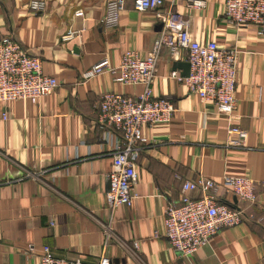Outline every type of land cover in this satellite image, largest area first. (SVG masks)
<instances>
[{
  "label": "crops",
  "instance_id": "0c3cea01",
  "mask_svg": "<svg viewBox=\"0 0 264 264\" xmlns=\"http://www.w3.org/2000/svg\"><path fill=\"white\" fill-rule=\"evenodd\" d=\"M31 1L0 0V38L13 37L39 58L59 87L37 104L0 102V264H41L46 246L57 259L85 264L104 254L111 264H264V37L257 28L230 26L225 0H207L200 10L177 1L192 41L238 51L237 110L229 122L190 93L171 77L188 75L187 52L162 50L152 88L176 112L169 124L143 126L137 199L112 210L106 192L113 157L103 146L97 106L105 93L135 97L143 88L120 85L109 72L89 80L84 74L105 58L118 66L127 50L148 56L162 25L154 12L138 11L136 0H125L111 30L101 24L110 0H45L41 14L30 12ZM165 2L168 7L171 0ZM69 31L77 35L64 41ZM233 127L247 134L241 145ZM199 176L220 183L226 176L250 177L257 201L235 204L221 188V201L244 210L247 220L182 258L165 237L164 213L181 201L183 183Z\"/></svg>",
  "mask_w": 264,
  "mask_h": 264
},
{
  "label": "built area",
  "instance_id": "2783aa9c",
  "mask_svg": "<svg viewBox=\"0 0 264 264\" xmlns=\"http://www.w3.org/2000/svg\"><path fill=\"white\" fill-rule=\"evenodd\" d=\"M177 1L171 0L167 7L165 0H136L138 11L154 12L162 25L154 50L146 57L137 51L127 50L118 66H112L105 58L84 74V79L89 80L109 72L114 82L120 85L143 88L135 97L105 93L97 106L98 124L104 131L103 146L113 157L106 192V203L112 210L122 206L131 207L137 199L134 186L140 145L144 141L143 126L169 124L176 112L172 101L156 97L152 88L162 50H170L173 56L187 52L188 75L182 77L174 72L171 77L185 85L190 93L198 95L202 102L212 103L218 112L229 116V122L237 110L238 51L220 47L213 41H192L189 18L174 9ZM206 7L207 0H187L189 10ZM47 8L45 0H32L29 3L30 12L35 14L44 13ZM124 9L125 0L108 1L101 20L103 28H117ZM77 15L81 17L84 14L78 12ZM224 18L235 29L255 26L258 35L264 37V0H225ZM76 35L75 31H69L63 40L70 41ZM58 87L54 76L44 74L39 58L30 56L13 37L0 38V102L27 101L37 104ZM230 132L237 136L235 143L238 145L247 136L245 131L236 127L231 128ZM221 188L240 202L254 204L257 201L254 181L250 177L226 176L221 183L204 176L185 181L181 201L169 204L164 213L165 237L180 257H191L200 248L208 246L210 240L222 230L239 226L247 220L244 210L221 201ZM192 193L198 196H191ZM33 250L31 246L30 251ZM41 264L85 263L57 259L46 246L42 251ZM94 264H111V260L104 254Z\"/></svg>",
  "mask_w": 264,
  "mask_h": 264
},
{
  "label": "water",
  "instance_id": "95a60500",
  "mask_svg": "<svg viewBox=\"0 0 264 264\" xmlns=\"http://www.w3.org/2000/svg\"><path fill=\"white\" fill-rule=\"evenodd\" d=\"M237 202H238V200H237V198H235L234 203L237 204ZM232 207H233V208H237L236 206H232Z\"/></svg>",
  "mask_w": 264,
  "mask_h": 264
}]
</instances>
